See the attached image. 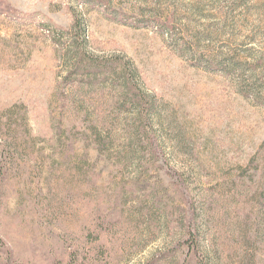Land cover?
Instances as JSON below:
<instances>
[{
	"label": "rangeland",
	"instance_id": "374dc122",
	"mask_svg": "<svg viewBox=\"0 0 264 264\" xmlns=\"http://www.w3.org/2000/svg\"><path fill=\"white\" fill-rule=\"evenodd\" d=\"M0 264H264V0H0Z\"/></svg>",
	"mask_w": 264,
	"mask_h": 264
},
{
	"label": "trees",
	"instance_id": "16d2710c",
	"mask_svg": "<svg viewBox=\"0 0 264 264\" xmlns=\"http://www.w3.org/2000/svg\"><path fill=\"white\" fill-rule=\"evenodd\" d=\"M74 21H75L74 22V31H76L75 41H78V40L80 41L81 37H77V36H80L81 34L84 35V33H85L84 31L85 30H84V27L82 25L81 20L77 16H74ZM76 51H78L76 53V56L78 58L81 57V56L82 57L85 56V57L89 58L90 60L94 59L93 57L88 56L86 54V52H84L83 48H81V47H77ZM78 58H75V59H78ZM119 61H120V63L122 62L121 60H119ZM115 62L117 63L116 67H120V64L117 62V60ZM96 67H99V66H96ZM77 69H79V66H78ZM113 71H114V73H117L116 69L113 70ZM120 79H121V81H123L125 88L128 89V90H126V92L129 93V95H131L132 97H134V103L135 104L137 103L138 109H141L140 112H144V110L146 108H145V105H143L142 103L145 101L146 97H144V93L141 92V90H137V86H136V84H134L133 76H132L131 72H129L127 70V68H122L121 69ZM134 89H136V90H134ZM142 107H144L145 109L144 108L142 109Z\"/></svg>",
	"mask_w": 264,
	"mask_h": 264
}]
</instances>
